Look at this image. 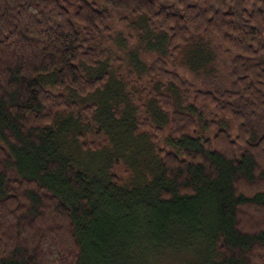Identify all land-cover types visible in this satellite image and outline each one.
I'll list each match as a JSON object with an SVG mask.
<instances>
[{
	"label": "trees",
	"instance_id": "16d2710c",
	"mask_svg": "<svg viewBox=\"0 0 264 264\" xmlns=\"http://www.w3.org/2000/svg\"><path fill=\"white\" fill-rule=\"evenodd\" d=\"M117 16L161 40L128 77ZM177 59L203 85L191 102ZM135 76L155 119L129 93L108 96L112 126L106 100L74 99ZM123 126L155 130L152 167L130 164ZM69 142L102 150L97 177ZM171 219L204 237L206 264H264V0H0V264H110L111 244L151 262L143 236Z\"/></svg>",
	"mask_w": 264,
	"mask_h": 264
},
{
	"label": "rangeland",
	"instance_id": "374dc122",
	"mask_svg": "<svg viewBox=\"0 0 264 264\" xmlns=\"http://www.w3.org/2000/svg\"><path fill=\"white\" fill-rule=\"evenodd\" d=\"M138 20L140 19L139 18L137 19V17H132L131 18L132 23L125 24L122 21H120L119 16H117L112 22L115 39L112 43L109 44V48L112 58L118 60L119 62L116 68L119 69V73L118 72L117 73L122 77H125L128 74L129 70L131 71L132 69H135L134 60L141 62L142 63L141 66L145 67L147 65L145 59L141 57L145 55L144 54L145 52L150 53V55L149 54L146 55L148 59H151V56L153 55L159 56L162 54L157 44V42L161 43V40L158 38L157 42L155 43L157 32L156 33L153 32L151 33V35L144 34L143 32L140 31L138 26L135 25V22ZM164 57L166 58L168 57V52L164 55ZM169 63L171 68H175V67L178 68L181 74L193 83L190 86H188V89L186 91L181 90L179 88L175 89L177 92H179V95L181 97L180 99H183V97H185L186 100L191 102V100H193V97L195 95L194 92L196 90L203 89V85H201L200 79H193L194 74L189 73V67L187 66V64L183 63L182 61L180 62V60L177 59L176 61H171ZM221 69L222 68L219 67L220 71ZM89 71H91V74L95 73V75L100 73V70L98 69H92ZM223 75H224L223 78L226 79L227 72H225V74ZM139 79H140L139 76H135L134 79L131 78L125 79L124 82H122L123 90L122 87L119 88L116 82L109 81L108 84L106 85L107 87L105 88V90L96 91L87 95H79V94L74 95L72 93L69 94L74 95L76 98H74V96H72V98H74L76 101L82 104H90V103L100 104L101 102H104L106 100L107 103H105V106L106 105L107 106L103 108V116L105 117L106 121H108L107 123L110 124L111 126H112L111 124L112 122L113 124H115L117 122L122 121V119L119 118L120 117L119 114L117 113L119 110L120 112L121 111L123 112V108H121L122 102L114 103L113 101H110L108 99V96L110 94L112 96L117 92H121L120 94L122 98H123V93L131 94L132 100L130 102L131 103L130 105L134 108V110L135 109L137 110V107L139 106L138 110L140 112H138L139 113L138 116L145 115V116H149L151 119L152 118L155 119L154 111L150 113V109H148V106L152 102V99L148 98L147 96L151 97V94L157 91L152 90V92H150L149 94L148 93L145 94L143 92L141 93V89L143 90L146 87V85L144 83H139L138 82ZM45 80H47L45 84L47 88L53 89L54 91L58 92V90L54 88V86L52 85L49 76L45 77ZM224 81L226 82L227 80ZM167 84L168 83H166V85ZM153 86L154 85H152L151 87ZM140 102L144 103L141 107L139 104ZM107 107L110 108L111 110H114L116 115L114 113L112 114L111 112L107 113ZM147 110L149 111V113L147 112ZM119 125H121V123ZM165 127L166 126L164 125V128ZM120 128L123 131L121 132V134L123 136L125 135L126 138V140L122 139L123 142H121L122 143L121 145L126 146L127 153L130 156V162H131L130 164L132 166L149 164V167H152L151 159L154 158V152H153L154 149H152V146L150 145L151 142L150 140L152 136L153 137L155 136L156 133L155 130H149V132H147L142 129L140 131L146 132L143 134L140 132L138 133L134 129L133 131H130L128 130V128L124 126ZM158 143L161 146H164L162 137ZM69 144L73 145L72 142H69ZM114 145L116 146V143ZM73 146H74L73 150L78 151L76 154L81 158L83 157V160L82 159L81 160L85 162L84 164L85 166L87 165V168L89 169V173L91 172L90 175L92 177H97L96 174H100L98 172V170L101 169L100 164L103 162V159L105 158V155L102 152V150L96 153L93 152L91 153L89 151H83L80 149V147L77 148L75 145ZM118 147H122V146L119 145ZM145 178L146 177H144L143 179ZM181 221L184 225L178 220L171 219L168 224L166 223V227L164 228L163 232H161V230L157 227V225L156 226L152 225L151 227L154 232H149L148 235L143 236L144 243L152 242L153 248L156 249L153 252L152 255L153 257L151 262H145L142 261L143 259L142 260L139 259L140 250L134 255H132L124 247H120L119 245L114 246V244H111L110 246H108V255H109L108 259L110 264H206L208 261V254H209L208 243L205 241L204 237L198 233V231H195L194 228H189L188 222H185L183 220Z\"/></svg>",
	"mask_w": 264,
	"mask_h": 264
},
{
	"label": "bare ground",
	"instance_id": "6f19581e",
	"mask_svg": "<svg viewBox=\"0 0 264 264\" xmlns=\"http://www.w3.org/2000/svg\"><path fill=\"white\" fill-rule=\"evenodd\" d=\"M76 78V77H75ZM152 243V242H151ZM164 243V242H163ZM128 250V249H127ZM134 253V252H133ZM141 258V257H140Z\"/></svg>",
	"mask_w": 264,
	"mask_h": 264
}]
</instances>
